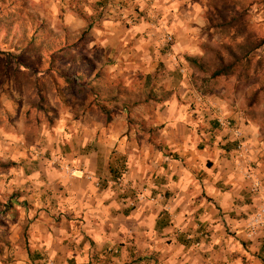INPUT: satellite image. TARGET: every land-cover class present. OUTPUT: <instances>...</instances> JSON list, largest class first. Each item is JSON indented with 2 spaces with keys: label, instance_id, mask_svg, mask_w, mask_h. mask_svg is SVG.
<instances>
[{
  "label": "clouds",
  "instance_id": "1",
  "mask_svg": "<svg viewBox=\"0 0 264 264\" xmlns=\"http://www.w3.org/2000/svg\"><path fill=\"white\" fill-rule=\"evenodd\" d=\"M0 264H264V0H0Z\"/></svg>",
  "mask_w": 264,
  "mask_h": 264
}]
</instances>
